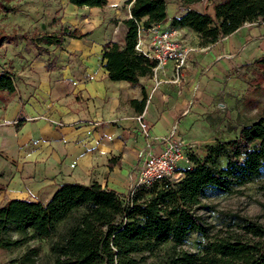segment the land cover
Returning a JSON list of instances; mask_svg holds the SVG:
<instances>
[{"label":"crops","instance_id":"0c3cea01","mask_svg":"<svg viewBox=\"0 0 264 264\" xmlns=\"http://www.w3.org/2000/svg\"><path fill=\"white\" fill-rule=\"evenodd\" d=\"M126 1L108 0L104 8L62 1L56 32L64 26L89 35L65 38L59 47L38 45L46 50L20 66L21 77L15 73L16 93L7 104L0 100V205L11 198L47 203L64 182H98L127 196L129 174L147 143L130 100H141L146 91L142 114L152 135L164 136L184 118L195 120L206 113L208 109L198 102L205 98L201 82L213 79L205 95L211 105L216 89L222 96L228 92V86L219 81L231 70L244 73L251 65L255 68V61L264 54V21L246 22L234 33L203 46L193 29L171 27L172 19L182 16L187 7L180 0H167V18L160 25L175 29L177 38L195 49L184 79H176L174 64L169 62L141 78L138 85L112 81L104 67L103 45L125 42L124 21L131 17L133 3ZM216 2L202 0L190 8L213 14ZM207 4L211 5L206 10ZM201 5L205 8L200 9ZM20 118L24 124L18 129ZM112 157L120 160L110 168Z\"/></svg>","mask_w":264,"mask_h":264},{"label":"trees","instance_id":"16d2710c","mask_svg":"<svg viewBox=\"0 0 264 264\" xmlns=\"http://www.w3.org/2000/svg\"><path fill=\"white\" fill-rule=\"evenodd\" d=\"M0 0V12L15 13L13 0ZM78 7L104 8L108 0H68ZM187 7L182 16L174 17L172 28L189 27L198 33L201 45L216 43L237 31L246 22L264 21V0H219L214 13L202 12L191 5L202 0H180ZM133 2V3H132ZM8 5H7V4ZM131 17L124 21L125 42L107 41L103 45L104 67L112 81L141 83L151 76L157 61L136 48L139 27L145 29L167 18V0H127ZM60 18H53L57 23ZM89 33L78 28L60 27L58 32H24L23 38L37 46H61L65 38L83 39ZM15 35L0 34V48L11 43ZM42 48V47H40ZM42 50V49H41ZM46 49H43V51ZM256 79L264 82V54L255 61ZM16 75L12 70L0 72V100L9 103L16 93ZM148 101L143 89L141 100L130 104L139 114ZM24 124L20 118L16 127ZM226 158V165L219 160ZM120 157H112L110 168ZM193 167L184 177L171 184L155 183L142 187L130 199L98 182L90 185L64 182L47 203L11 198L0 205V249L11 250L32 240H45L57 233L58 225L80 208L84 211L67 231L64 239L50 246L55 264H138L137 254L156 255L161 247L172 243L174 254L167 264H264V226L243 219L240 230L211 236L197 210L208 188L233 192L260 178L264 172V115L241 128L238 136L209 146L202 159L192 156ZM21 233L13 237L12 232ZM197 232L207 241L201 253L177 251L188 236ZM38 252L30 248L21 260H30Z\"/></svg>","mask_w":264,"mask_h":264},{"label":"rangeland","instance_id":"374dc122","mask_svg":"<svg viewBox=\"0 0 264 264\" xmlns=\"http://www.w3.org/2000/svg\"><path fill=\"white\" fill-rule=\"evenodd\" d=\"M1 1L5 3L4 0ZM62 1L64 0H13L10 5L17 7V12H0V34L15 35L13 42H5L0 48V72L10 69L21 77L20 66L25 67L38 56V52H43L45 47L40 48L35 43L25 40L23 33L56 32L55 27L59 24L52 23V20L59 18L62 8L58 7ZM215 1L219 0H211V2ZM209 5L211 4H207L206 10ZM199 8L205 7L201 5ZM204 72V70L201 71L199 75L202 76ZM256 77V69L252 65L247 67L244 73L231 70L223 81H219L220 84L223 82L225 87L228 86L227 94L222 96L216 89L218 94L211 105L207 102L205 95L210 91L209 87L213 79L206 83L201 82L202 97L205 98L203 100L199 98L198 102L203 103L208 110L195 120L188 116L178 124L183 138L196 143L198 157L203 159L211 145L235 139L243 126L264 115V82L258 83ZM199 88L198 91L201 90ZM219 165H226L225 157L219 160ZM83 211L84 208H80L62 221L52 238L32 240L11 250L0 249V264H55V256L50 250L52 242L56 239H64L68 228L76 222ZM197 212L211 236L242 231L240 225L243 219L253 220L264 226V172L257 180L240 186L233 192L208 188L201 196V207ZM11 235L20 237L21 233L13 231ZM206 241L204 236L193 232L185 243L177 248V251L201 253ZM30 248H35L38 252L31 255L30 260L23 262L21 257ZM173 254L172 243L168 242L156 255L144 253L137 254L136 257L139 260L138 264H167L169 257Z\"/></svg>","mask_w":264,"mask_h":264},{"label":"built area","instance_id":"2783aa9c","mask_svg":"<svg viewBox=\"0 0 264 264\" xmlns=\"http://www.w3.org/2000/svg\"><path fill=\"white\" fill-rule=\"evenodd\" d=\"M136 48L157 61L154 73L172 62L177 80L184 79L195 50L177 38L175 29H167L160 24L147 29L139 27ZM137 120L147 143L138 154L137 167L129 174L130 188L127 197L130 199L142 187H151L165 181L171 184L180 181L186 170L193 167L192 156H198L196 143L183 138L177 129L178 124L170 133L154 136L144 114H139Z\"/></svg>","mask_w":264,"mask_h":264}]
</instances>
